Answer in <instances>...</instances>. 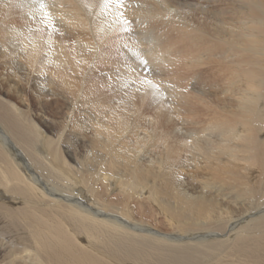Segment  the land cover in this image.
Masks as SVG:
<instances>
[{
	"label": "bare ground",
	"instance_id": "bare-ground-1",
	"mask_svg": "<svg viewBox=\"0 0 264 264\" xmlns=\"http://www.w3.org/2000/svg\"><path fill=\"white\" fill-rule=\"evenodd\" d=\"M154 1L0 0V264H264V0Z\"/></svg>",
	"mask_w": 264,
	"mask_h": 264
},
{
	"label": "rangeland",
	"instance_id": "rangeland-1",
	"mask_svg": "<svg viewBox=\"0 0 264 264\" xmlns=\"http://www.w3.org/2000/svg\"><path fill=\"white\" fill-rule=\"evenodd\" d=\"M127 2H128V0H126ZM137 3H140V4H142V6L141 7H144V9H150L149 11H153L154 13H156V14H159L160 15V17H165V16H167L168 15V13L167 12H165V10L163 9V7L160 5V6H156L155 5V1L154 0H135ZM173 1H175V2H179V4H182V2H184V0H173ZM148 2V3H147ZM152 2V3H151ZM148 4H149V6H148ZM153 5V6H152ZM148 6V7H147ZM147 7V8H146ZM153 7V8H152ZM157 7V8H156ZM162 7V8H161ZM156 8V9H155ZM164 15H163V14ZM133 17L130 19L131 21H133ZM166 19V18H165ZM175 19V18H174ZM177 19H179L178 17H177ZM177 19H176V21H174V20H172V21H174L176 24L179 22H177ZM180 20V19H179ZM153 21H155V20H153ZM180 23V22H179ZM179 23L177 24V25H179ZM158 24V23H157ZM159 26V25H158ZM137 28V27H136ZM135 28V30L134 29H131V30H133V31H139V30H137ZM176 29L177 28H174V33L173 32H171L169 29H168V31H166L167 30V28L166 29H160V30H155V31H157L158 33H159V35H158V38H159V40H181L179 37L180 36H177L176 35ZM164 30V31H163ZM142 30H140L139 32L141 33V34H143L144 33V31H142ZM162 31V32H161ZM166 31V32H165ZM70 32L68 31V32H66L65 34H69ZM67 36H69V35H67ZM133 37H134V42L136 43V42H139V43H136V46H142L141 47V49H142V53H141V55H140V62L142 63V61L141 60H143V70H144V73H142V76H141V79H140V81H139V83H141L142 81L143 82H151L153 85H154V89L159 93V95L162 97V99H163V101H164V104H165V106L167 107L166 109H167V111H168V114H170L171 116H172V119H169V122H168V124L166 125V127L165 128H160L159 127V124H163V121H165V117H162L161 118V113H160V109H155V110H151V111H149V112H146V117H148V119L149 120H152L153 121V123H154V125L157 127V133L159 132V133H161L162 132V134H164L165 133V131H167V132H169V130H170V133L169 134H166L165 133V137H166V139L167 140H165V139H163V140H165V141H169L170 142V144H171V141L173 142V140L174 141H176V135H177V131L178 132H181V131H183L184 129V126L186 125V123L188 124V121H187V107L185 106V105H183V102L182 101H176L175 100V105L177 106L176 108H175V105L172 103L174 100L173 99H171V97H168L169 95H170V93L171 92H169V89L167 88V85L166 84H164L162 81H161V77H160V75H155L154 74V76H149L148 75V73H152V72H156V71H158L159 70V68H162V67H156V70H153V69H151V67H150V64H151V60L149 59V54H150V45L148 44V40H141V39H143L144 37H146L147 36V34H145V35H138V34H136V35H132ZM136 36V37H135ZM138 36V37H137ZM142 36V37H141ZM144 36V37H143ZM167 36V37H166ZM63 37H66V36H63ZM164 37V38H163ZM136 40V41H135ZM59 41H61V40H59ZM72 41V40H71ZM73 41H75V40H73ZM141 41V42H140ZM70 42V41H69ZM144 43V44H143ZM140 44V45H139ZM142 44V45H141ZM182 46H183V44L182 43H180ZM144 46V47H143ZM166 47L169 49V46L168 45H166ZM146 48V49H145ZM145 52V53H144ZM173 52L174 53H183V49L181 48V47H179V46H177V47H174V50H173ZM148 56V57H147ZM144 58V59H142V58ZM147 61V62H145V61ZM181 61L180 60H177V64H176V66L175 65H172V67L171 68H176L177 67V71H181L182 72V64L181 65H179L178 66V64L180 63ZM170 66H171V64H170ZM95 66H93L92 67V70L93 69H95L94 68ZM151 70H152V72H151ZM166 71H169V70H165V69H162V70H159L158 72L159 73H164V72H166ZM97 72V71H96ZM138 72V71H137ZM97 73H99V72H97ZM142 77H144V78H142ZM34 88V87H33ZM136 88H137V85L136 86H134V89H131L130 91H129V93H128V96H132L133 95V93L134 92H136L135 90H136ZM37 89V88H36ZM35 90V89H34ZM53 90H51V91H48L47 92V95H48V98H49V101L50 102H55V99H54V97H52V94L54 93V91L52 92ZM48 93H51V94H48ZM94 93H95V95H94ZM1 98H2V95L0 96ZM87 99L89 100V101H92V100H94V102H95V104H97L98 106H100V108L102 107V109H100V111L101 110H103V113H111L114 117H118V116H121L122 114H124V112H125V110H126V108H127V105H128V102H127V98L126 99H121L120 101H119V99H117V98H115V97H113V92H102V91H96V92H91V93H89V95H87ZM86 99V100H87ZM91 99V100H90ZM116 99V100H115ZM104 101V102H103ZM64 102V100L63 99H59V103H63ZM108 102V103H107ZM119 102V103H118ZM106 103V104H105ZM134 104H136V105H139L138 104V102H137V98H135L134 99V102H133ZM116 104H118V105H116ZM126 104V105H125ZM104 105V106H103ZM115 105V106H114ZM116 107V108H115ZM124 107V108H123ZM120 108V109H119ZM122 108V109H121ZM119 109V110H118ZM119 114V115H118ZM99 116H101L100 115V113L98 114ZM95 116V119L97 118V116L96 115H94ZM88 117V116H87ZM88 119H90V118H82L81 119V121L82 122H85V121H87ZM88 121H90V120H88ZM166 123V122H165ZM142 126H144V128H148V126H147V123H144V122H142ZM163 125H165V124H163ZM167 128V129H166ZM164 129H166L165 131H164ZM140 132L143 134L144 132H143V130L141 129L140 130ZM150 132H151V130H150ZM47 134V137H55L57 134H54V132L51 134V133H49V132H46ZM92 134H93V131H92ZM54 135V136H53ZM168 135V136H167ZM173 138V139H172ZM83 142L86 144L87 142H91V139L89 140V139H84L83 140ZM165 143V145L164 146H167L168 145V143ZM89 144V143H88ZM174 144H175V142H174ZM170 147H171V149L173 148V147H176L177 148V146H175V145H170ZM178 150V149H177ZM64 154V153H63ZM73 154H75V151L73 152Z\"/></svg>",
	"mask_w": 264,
	"mask_h": 264
}]
</instances>
